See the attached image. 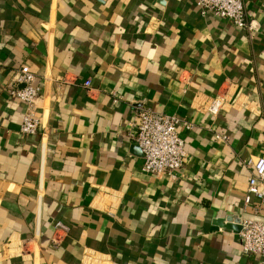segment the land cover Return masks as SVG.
I'll use <instances>...</instances> for the list:
<instances>
[{
  "label": "crops",
  "instance_id": "1",
  "mask_svg": "<svg viewBox=\"0 0 264 264\" xmlns=\"http://www.w3.org/2000/svg\"><path fill=\"white\" fill-rule=\"evenodd\" d=\"M242 2L254 31L194 0H0V264H264L225 227L264 222L243 205L264 158V0ZM22 67L34 136L6 92ZM139 108L191 125L174 180L141 171Z\"/></svg>",
  "mask_w": 264,
  "mask_h": 264
},
{
  "label": "built area",
  "instance_id": "2",
  "mask_svg": "<svg viewBox=\"0 0 264 264\" xmlns=\"http://www.w3.org/2000/svg\"><path fill=\"white\" fill-rule=\"evenodd\" d=\"M194 1L202 16L212 14L238 28L255 30L253 22L246 16L242 0ZM89 84V80L84 82L86 87ZM40 90L35 84V75L27 67L15 72L11 84L6 89L11 98L19 100L25 107L19 130L25 136H34L39 129L40 122L35 116L34 109ZM222 106L223 100L218 97L209 102L206 111L215 116L221 111ZM135 116V142L141 152V171L153 176L165 175L174 180L183 166L186 155L184 139L178 129L183 127L187 131L191 125L177 116L153 112L146 108H139ZM246 164L252 167L253 172L248 178L243 205L250 206V198H254L260 207L264 206V158L249 160ZM240 227L238 235L242 253L258 256L264 261V222L241 219ZM54 228L63 235L69 232V227L61 222L55 223Z\"/></svg>",
  "mask_w": 264,
  "mask_h": 264
},
{
  "label": "water",
  "instance_id": "3",
  "mask_svg": "<svg viewBox=\"0 0 264 264\" xmlns=\"http://www.w3.org/2000/svg\"><path fill=\"white\" fill-rule=\"evenodd\" d=\"M228 223H234V224H227V228L239 233L241 227H240V223H241V219L240 218H234V220H231V218H229L228 220Z\"/></svg>",
  "mask_w": 264,
  "mask_h": 264
}]
</instances>
